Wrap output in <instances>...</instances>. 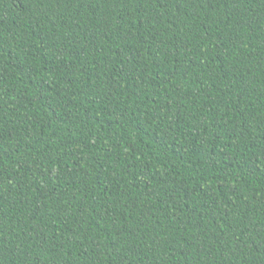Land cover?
<instances>
[{
	"label": "trees",
	"instance_id": "16d2710c",
	"mask_svg": "<svg viewBox=\"0 0 264 264\" xmlns=\"http://www.w3.org/2000/svg\"><path fill=\"white\" fill-rule=\"evenodd\" d=\"M0 264H264V0H0Z\"/></svg>",
	"mask_w": 264,
	"mask_h": 264
}]
</instances>
